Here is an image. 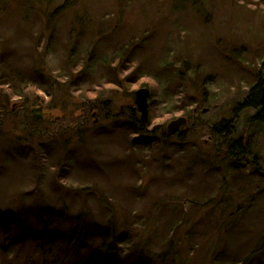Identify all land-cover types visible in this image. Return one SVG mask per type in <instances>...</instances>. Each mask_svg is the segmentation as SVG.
<instances>
[{
	"label": "trees",
	"instance_id": "16d2710c",
	"mask_svg": "<svg viewBox=\"0 0 264 264\" xmlns=\"http://www.w3.org/2000/svg\"><path fill=\"white\" fill-rule=\"evenodd\" d=\"M80 2L81 0H0V86L9 85L11 88L10 93H6L0 87V129L10 121L8 117L10 112L14 113L15 111L10 109L11 100L20 95L21 102L17 107H21V111L14 117L20 118L18 120L25 128L24 135L28 131L32 133L28 137L25 135L28 139L27 147L24 146L22 134L18 135V131H14L18 128L15 123V126L9 131V134L14 133V136L10 140L2 138V141L6 140L5 142L11 143L13 150H24L25 154L15 151L14 153L4 152L0 155V180H6L3 182L9 180L10 183L0 185V264H120L119 262L122 260L119 261L112 255L117 250L120 252V257L125 259V264H174L180 255L184 258L187 256L186 253H181L182 248L179 249L178 246L182 242L178 239V231L184 234L185 229L182 230L181 227H178L180 220L177 218H173L171 224L165 221L167 218L161 222L163 230L161 232L163 236H166V239H159L161 241L159 254H152L150 251L153 249L147 242L141 243L140 248L136 249L139 251L138 258L133 260L132 257H129L133 254V250L127 251L126 249L128 244L123 248L121 245L115 247L118 232L114 229L112 221H109L104 228L93 221L89 209L91 197L80 203L77 211L69 212L70 206L66 202L69 203L71 199L78 200L76 194L79 192L76 191L87 192L91 188L98 189V187L92 186L93 180L97 185L102 183V178L106 176L111 181L131 179L138 183L137 172H132L126 166H118L112 156H108L107 164L102 161L95 165L86 163L83 167L78 166L74 162V157L72 158L71 148L73 144L84 143L82 139L74 140V138L88 136L90 129L95 128L93 125L91 128L87 127L91 123L89 118L107 120L114 116L110 112V106L114 104V99L111 96L103 98L99 95L95 97L97 94L90 87L93 82L104 86L119 85V74L129 70V67L135 63H138L137 70L133 71L136 79L146 77L138 70L144 67L140 62L143 44H135V39L119 42L114 38V23H103L104 28L98 30V36H96L98 41L94 40L93 46L83 44L80 45L82 48L80 51L75 52L76 48H74L69 53L66 51L59 53L61 52V39L64 37L61 35L65 32V27L68 26L66 37L69 42L77 38L74 35L81 31L80 29L76 33L75 29L82 24V16L74 11L75 9L80 10ZM181 4H185L186 9H193L199 14L206 1L182 0ZM67 12L73 20L61 27L60 16H65ZM107 24L112 29V34L109 33ZM91 33L95 36V33L92 31ZM109 37L115 40L111 43L107 41L109 44H105V40ZM17 46L23 50V53L26 50L28 59L23 58L24 54L16 49ZM242 48L244 50V47ZM111 52L116 55L112 57ZM56 55L59 56L61 62L64 60L63 63L70 66L69 72L72 68L78 70L74 74L73 70L70 72L72 88L62 82L59 83L57 78H52L44 69V62L48 65L49 60L53 56L55 58ZM22 58L24 60L20 61ZM153 58L154 55H151L147 60L151 62ZM22 64H26V67ZM183 64L184 70H192L188 63L184 62ZM194 68L196 71H200V76L203 77L205 84L213 80L210 76H204L198 67ZM260 68L264 72V62ZM97 72L99 76L96 77ZM179 72L174 75L178 78L177 80L180 79ZM261 74L258 73L244 100L233 109L235 114L247 110L253 112L251 116L244 117L239 127L234 119L226 121L219 118L218 121L204 123L199 120L200 117H194L190 122V125H193L191 129L188 120L186 122L189 129L187 133L179 131L168 133L163 124L153 126L151 131L149 128L152 123L142 122L134 109L133 91L130 90L123 94L122 90H116L113 94L115 96L116 93H120L118 96L124 99L119 117L122 116L121 119L129 125V128L123 126V130L128 135H133L139 142H146V145L150 144L155 149L164 151V147L168 146L169 150L177 156L171 160L174 161L173 165L177 171L171 172V169L164 167L163 162L161 164L150 162L151 170L144 171L152 172L147 176L153 179V184L148 189L144 187L143 193L151 190L156 193L158 199L157 201L155 196L150 202V204L154 202L157 204L156 207H151L152 213L154 208L159 209L161 205V210L164 211L163 213H169V217L170 215L185 217L186 214L182 209L186 205L189 206L188 210H195V219H200L207 209H214L218 206L211 203L214 200L213 197L197 198L196 183L208 185L214 177L220 178L223 184L221 189L226 192V200L221 203L223 213L217 212V217L220 218L218 220L220 223L216 226L217 230L210 234L212 236L214 234L215 238L220 236L223 242L222 247H225L227 252L236 259L235 264H264V228L259 227L258 234L254 236L253 240L255 243L252 241L244 249L240 241L244 238L237 234L234 237V231L231 228L238 223L237 218H242L245 214H252L259 207L262 209L259 218H264V168L261 164L260 154L254 151V145L250 140H247L255 135L254 132L264 122V73ZM78 85L81 88L80 91L73 92L74 87ZM31 87L41 91L48 99L54 93L59 92L64 98H73V101L68 102H74L76 98L81 101L76 104L75 111L80 114L76 117L78 119L76 122H70V116L68 117V114L65 113L68 110L67 105L58 107L57 104L53 106L47 104L49 108H46L49 110L60 109L63 111L62 116L56 117V126L53 129L55 133L53 136L59 139L55 145H52L54 144L52 142L40 141L41 139L34 144V139L41 138L42 135L39 134L44 124L42 125L43 121H33L30 109L43 104L42 101L45 103V101L43 97L42 100L35 97L30 101L28 96L23 98L22 93ZM93 97L95 98L92 99ZM100 98L103 100L99 101ZM187 116L189 115L186 114L184 117ZM46 125L49 124L45 123V127ZM198 126L205 128L198 137V146L203 147L200 139L206 135L213 136L214 141L210 143L209 148H206L203 153L197 155L189 163L184 155L188 149L196 151V146L187 143L185 136H193ZM66 134L69 136L68 138L72 139L61 140L58 137L60 135L64 137ZM32 144H34V148L30 147ZM159 144L162 146L158 147ZM51 146L55 147V150L57 149L55 156L49 153ZM37 153L41 154L40 162L34 163L33 157ZM179 161L183 163L180 164ZM187 165L188 167H186ZM200 165L199 181L195 182L188 172L193 173V170L199 169ZM68 168L88 178L89 183L85 185L91 184V187L72 189V186L66 182L67 176L63 174L64 169L68 170ZM49 170H52L53 174H50ZM109 171L113 174L111 175ZM140 172L143 173V170ZM41 173H44L45 177ZM108 185L110 188L116 187L113 183ZM41 197L45 202L36 203V198ZM128 198L134 200L132 197ZM168 201H172V206L169 204L166 206ZM221 204L219 203V205ZM234 209L235 212L232 211ZM255 215L258 216V213ZM177 221L179 222L175 226ZM211 221L207 215L198 222H206L205 225L208 226ZM226 222H229L230 225L225 224ZM170 225L172 226L169 227ZM64 227L66 230L62 231ZM170 228L177 229V232ZM17 232H22L24 236L19 239L14 235ZM94 234L98 235L97 239L101 243L97 247L88 248L90 247L88 241L94 239ZM232 249L234 250L232 251ZM86 250H88V254H84ZM179 251L180 253L176 257ZM11 255H13L11 260L6 261ZM20 259L23 260L16 261ZM262 259L263 261H261Z\"/></svg>",
	"mask_w": 264,
	"mask_h": 264
},
{
	"label": "rangeland",
	"instance_id": "374dc122",
	"mask_svg": "<svg viewBox=\"0 0 264 264\" xmlns=\"http://www.w3.org/2000/svg\"><path fill=\"white\" fill-rule=\"evenodd\" d=\"M205 1L204 11L202 10L198 14L193 9H186L187 6L181 4L182 0H81L80 10H74L82 16V24L75 29L76 33L80 29L81 31L74 35L77 38L71 42L67 41L66 37L68 26L65 27V32L61 35L64 37L61 39V52L59 53H62V51L69 53L74 48H76L75 52L80 51L82 50L80 45L93 46L94 40L98 41L96 37L98 36V30L104 28L103 23L109 22L111 24L114 23V38L119 42H128L135 39V44H143L142 51L140 50L142 53L140 62H142L144 67L138 70L146 77L136 79L133 71L137 70L136 65L138 63H135L129 67V70L119 74V85L104 86L93 82L90 87L97 94L95 97L99 95L103 98L111 96L114 99V104L110 106V112L114 116L107 120L102 118L97 120L95 117L89 118L91 123L87 127L91 128L93 125L95 128L93 130L90 129L88 136L74 138V140L82 139L84 143L81 142V145L73 144L71 148L72 158L74 157V162L80 167H83L86 163L95 165L102 161L107 164L108 156H112L118 166H126L132 172H137L140 181L138 179V183L131 179L111 181V179H107L104 176L102 183L97 185L93 180L92 186L98 187L97 190L91 188L87 192L76 191L79 192L76 194L78 200L71 199L69 203L66 202L70 206L69 212H75L78 210L77 207H80V203L87 201L86 198L91 197L89 209L93 221L103 228L106 227L109 221H112L114 229L118 232L115 247L121 245L123 248L128 244L126 249L127 251L133 250V254L129 256L133 260L138 258L139 251L136 249L140 248L141 243L147 242L150 248L153 249L150 252L159 254L161 251L159 246L161 241L159 239H166V236H163L161 232V222L167 218L165 221L171 224V220L177 218L180 220L178 227H181L182 230L185 229L184 234L178 231V239L182 241L181 245L179 244L178 246L179 249L182 248L181 253L184 252L187 256L184 258L180 255L178 261L174 264H215L216 262L219 264H235L234 261L236 259L227 252L225 247H222L223 242L220 236L215 238L214 234L213 236L210 234V232L217 230L216 226L220 223L217 212L223 213V205L221 203L226 200V192L221 189L223 184L220 178L214 177L208 185H203V183L197 182V180L199 181L201 165L196 171L194 169L193 173L187 171L188 175L197 182V198L213 197L214 200L211 203H215L218 206L214 209H207L203 213V217H199L200 219H195V210H188L189 206L186 205L182 209L186 214L185 217L176 215L175 217L174 215L169 217V213H163L161 205L159 209L154 208L152 213L151 207H156L157 204L156 202L150 204V202L156 196V193L151 190L143 193L144 187L148 189L153 184V179L147 176V174L151 175L152 172L144 171L151 170L150 162L158 164L163 162L164 167L171 169V172L177 171L173 165L174 161H171L174 156H177L169 150L168 146L164 147V151L155 149L150 144L146 145V142H139L133 135H128L123 130V126L125 125V128H129V125L125 124V121L121 119L122 116L119 117L120 108L124 105V99L118 96L120 93H116L113 96L116 90H122L121 93L125 94L130 90L134 93L142 87H146L151 95L148 107V121L149 124L152 123L149 128L151 131L153 126H160L161 124L167 126L169 122L183 118L184 124L178 126L177 129L179 132L187 133L189 129L186 122L188 120V125L191 129L193 125H190V122L194 117H200L199 120L204 121V123L218 121L220 120L219 118L226 121L234 119L239 127L244 117H249L253 114L250 110L235 114L233 109L244 100L258 73H264L260 68L264 62V0ZM68 13H66V17L60 16L61 27L73 20ZM84 17L86 18L84 19ZM107 29L112 34L109 24H107ZM91 31L95 33V36L92 35ZM115 39L109 37L104 43L109 44L107 41L111 43ZM242 47H244V50ZM16 49L23 53V50L19 49L18 46ZM57 49L59 50V47ZM23 54V58L28 59L26 50ZM111 55L114 57L116 54L111 52ZM151 55H154V58L149 62L147 59ZM23 58L20 61L24 60ZM63 62H61L59 56L57 57L56 55L55 58L53 56L49 60L48 65L44 62V69L52 78H57L60 81L59 83L62 82L72 88L70 72L74 68L69 72L70 66L68 64L65 65ZM184 62L188 63L192 70H184ZM22 65L26 67V64ZM193 67H198L199 70H202L204 76H210L213 80L205 84L203 77L200 76V71H196ZM76 72L78 70L72 71L73 74ZM178 72L180 73L179 80L174 76ZM95 75L97 77L99 73L97 72ZM0 87L6 93L11 91L9 85ZM80 89L78 85L74 87L73 92L76 90L80 91ZM22 94L23 98L28 96L29 101L35 97H39L41 100L43 97L45 101V103L42 101L43 104H39L41 105L40 107L38 104V106L33 107L34 110L45 107L43 112H46L42 113L43 119L41 121H43L42 125L44 124V127L39 134L42 136L34 139V144L41 139L40 141L52 142L54 143L52 145H55L57 140H59L56 136H53V134L55 135L53 129L56 126V117L62 116L63 111L60 109L49 110L46 108H49L47 104L51 106L57 104L58 107L67 105L68 113H65L68 114V117L70 116V122L78 121L76 117L80 114L75 110L76 104L81 102L80 99L76 98L74 102H68L70 100L73 101V98H64L59 92L54 93L48 99L44 97L41 91L33 87L26 89ZM19 96L11 100L10 109L15 111L14 113L10 112L8 116L10 121L0 129V155L4 152L14 153L15 151L25 154L24 150H16L14 146L15 150H13L11 143L5 142L14 136V133L9 134L11 128L15 126L14 123L18 127L14 131H18V135L22 134L24 146L27 147L28 144V139L25 135L28 137L32 134L28 131L24 135L25 128L21 125V121L18 120L20 118L14 117L21 111V107H17L21 102V97ZM103 98H100L99 101L103 100ZM186 114L189 116L185 118ZM48 117L50 118L49 122L47 121ZM66 122L70 123L69 121ZM45 123L49 125L45 127ZM204 130V127L198 126L193 136H185L187 137V143L196 146V151L188 149L189 151L187 150L184 155L189 163L197 155L203 153L206 148H209L210 143L214 141L213 136L206 135L200 139L203 147L201 148L200 145H197L198 137ZM257 130L254 132L255 135L247 140H250L251 144L254 145V151L260 154L259 157L264 168V122ZM94 133L95 135H93ZM4 137L7 139L2 141ZM58 137L61 140L72 139L68 138L67 134L64 137L62 135ZM34 144L30 147L34 148ZM159 146L162 145L159 144ZM56 151L57 149L55 150L53 146L49 149V153L54 156ZM40 155V153H37L33 157L34 163L40 162ZM98 156L100 157L97 158ZM64 170L63 174L67 176L66 182L72 186V189L79 190L91 187V184L85 185L89 183V180L84 175L71 171L70 168ZM142 170L143 173L140 172ZM109 172L111 175L113 174L111 171ZM49 173L53 174V171L49 170ZM42 176L45 177V174L43 173ZM3 181L6 180H0V185L10 184L9 180L7 182ZM111 183L116 187L110 188L108 184ZM152 194L153 196H151ZM128 197H132L134 200H130ZM36 199V203L45 202L42 197ZM156 200L158 201L157 196ZM78 201L80 202L78 203ZM167 204L172 206V201H168L166 206ZM71 206H75L76 208L72 207L75 210ZM259 209H256L252 214L243 215V219L237 218L238 223L231 227L232 231H234V237L237 234L239 237L244 238V240H240L243 249L254 240V236H257L259 227L264 228V218H259V213L262 212V209L260 207ZM232 211L235 212V209ZM256 213H258V216L255 215ZM207 215L212 220L208 226L205 225L206 222H198ZM178 222L174 225L177 226ZM225 224L230 225L229 222ZM170 229L175 230L173 228ZM64 230H66L65 227L62 231ZM165 231L167 232L168 230L166 229ZM227 231L229 232L230 230ZM175 232H177V229ZM97 236L94 234V239L88 241L90 246L88 248L97 247L101 243ZM189 237L190 239L188 240ZM232 246H229V248H232ZM118 251L112 253V255L117 260H122V262H119L120 264H125V259L120 257L121 255ZM87 252L88 250L84 254H88ZM179 253L180 251L176 257H178ZM12 256L7 258L6 261L9 262ZM228 259L229 261H227Z\"/></svg>",
	"mask_w": 264,
	"mask_h": 264
},
{
	"label": "water",
	"instance_id": "95a60500",
	"mask_svg": "<svg viewBox=\"0 0 264 264\" xmlns=\"http://www.w3.org/2000/svg\"><path fill=\"white\" fill-rule=\"evenodd\" d=\"M148 99H149V92L145 88H141L134 93L133 103L136 111L139 113L140 120L142 121H147L148 107H149ZM36 113H40V110L36 111ZM36 119H39V117H37ZM181 124H184L183 118L177 120L175 119L174 121L168 124L167 131L169 133L177 131L178 126H180Z\"/></svg>",
	"mask_w": 264,
	"mask_h": 264
},
{
	"label": "bare ground",
	"instance_id": "6f19581e",
	"mask_svg": "<svg viewBox=\"0 0 264 264\" xmlns=\"http://www.w3.org/2000/svg\"><path fill=\"white\" fill-rule=\"evenodd\" d=\"M14 235L16 237H18L19 239H21L22 236H24V234L22 232H17V233H14Z\"/></svg>",
	"mask_w": 264,
	"mask_h": 264
}]
</instances>
